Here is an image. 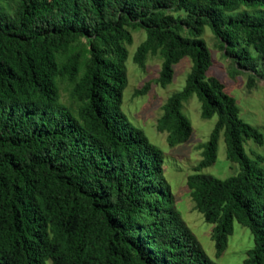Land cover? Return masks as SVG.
<instances>
[{
	"label": "trees",
	"instance_id": "obj_1",
	"mask_svg": "<svg viewBox=\"0 0 264 264\" xmlns=\"http://www.w3.org/2000/svg\"><path fill=\"white\" fill-rule=\"evenodd\" d=\"M205 25L252 84L264 67V0H0V264H216L175 206L163 152L120 108L126 45L139 29L132 59L144 68L148 55L162 58L154 83L191 62L156 121L168 145L191 135L181 107L192 94L202 118L216 116L186 177L194 209L213 224L215 254L237 221L253 236L240 264H264V157L243 145L263 134L206 76ZM220 136L238 165L224 178L201 171Z\"/></svg>",
	"mask_w": 264,
	"mask_h": 264
},
{
	"label": "rangeland",
	"instance_id": "obj_2",
	"mask_svg": "<svg viewBox=\"0 0 264 264\" xmlns=\"http://www.w3.org/2000/svg\"><path fill=\"white\" fill-rule=\"evenodd\" d=\"M239 9L252 11L251 7L246 6H241ZM131 35V43L126 45L127 83L122 90L120 108L129 121L143 131L149 142L163 152V175L174 196L175 206L206 255L216 264H240L246 256L245 251L253 246V236L250 230L237 221H233L232 233L227 237L226 247L219 255H216L214 241L211 239L213 224L206 222L202 214L194 209L186 186V177L200 160L202 149L200 146L208 139L216 116L202 118L200 102L192 94L182 103L181 107L182 112L189 119L192 129L191 135L186 141L169 146L166 142V132L158 131L155 126L162 113L161 106L167 97L183 87L191 62L188 58H183L176 63L173 66L171 82L161 87L153 80L158 76L162 58L158 55H148L144 68H140L133 62L132 57L137 45L144 39L145 31L143 29L133 30ZM201 37L208 47L212 59L206 76H216L224 83L226 92L235 98L239 116L247 123L257 127L264 139V67L261 65L258 67L257 75L249 85V73L235 71L232 68L234 65L232 59L222 54L218 46V39L213 35L208 25L204 26ZM148 80L152 81L149 90L142 95L135 96L134 91L141 88ZM60 94L61 101H66L67 92L61 89ZM243 145L251 158L254 155L264 157V141L262 144H257L252 139H246ZM260 165L264 168V160ZM237 170L238 165L225 158V146L220 136L214 163L202 168L201 171L224 178L236 173ZM47 264H51L50 261H47Z\"/></svg>",
	"mask_w": 264,
	"mask_h": 264
}]
</instances>
